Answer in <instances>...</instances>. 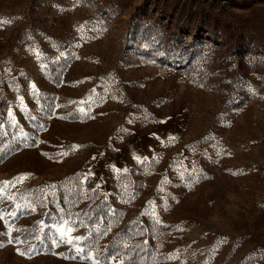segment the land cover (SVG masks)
I'll use <instances>...</instances> for the list:
<instances>
[{
    "label": "rangeland",
    "instance_id": "374dc122",
    "mask_svg": "<svg viewBox=\"0 0 264 264\" xmlns=\"http://www.w3.org/2000/svg\"><path fill=\"white\" fill-rule=\"evenodd\" d=\"M138 8L167 62L132 41ZM0 157V264H123L62 217L67 188L168 227L167 264H264V3L0 0Z\"/></svg>",
    "mask_w": 264,
    "mask_h": 264
},
{
    "label": "trees",
    "instance_id": "16d2710c",
    "mask_svg": "<svg viewBox=\"0 0 264 264\" xmlns=\"http://www.w3.org/2000/svg\"><path fill=\"white\" fill-rule=\"evenodd\" d=\"M254 1L264 3V0ZM181 5L175 3L172 6L176 14L177 12H183ZM202 7L189 12L187 21L197 24L198 29L207 30L218 37L224 35L231 41L235 42L236 40V43L244 42L243 34H237L235 38L228 26L223 25V21L217 15H214L212 10L205 11V8ZM143 12V8H138L133 16L131 25L132 41L136 42V40L145 38L144 41L150 47L143 53L152 55L156 60L167 62L170 57L169 48H166L170 45L165 47L168 33L156 22L148 19L145 21L146 16ZM188 48L192 59L197 56L195 54L202 50L196 43L189 44ZM67 190V197L61 215L75 221L77 227L82 231L85 230L86 232L88 228H91L86 244L96 252L99 258L109 260L111 257H115L122 260L123 264H167L165 263L167 256L164 245L170 238L168 227H161L153 222L144 224L139 215L131 216L124 221L125 218L122 216L124 209H115L112 212L113 214H110V203L105 196L100 197L99 192H90L86 197L88 201L83 204L79 198V189L70 190L67 188ZM112 226H114V230L110 231ZM92 228H95V230H92ZM27 235L29 241L26 242L33 241L31 234L27 232ZM101 239L105 240V245L99 247ZM174 264H183V262L176 261Z\"/></svg>",
    "mask_w": 264,
    "mask_h": 264
},
{
    "label": "snow or ice",
    "instance_id": "6c2138e0",
    "mask_svg": "<svg viewBox=\"0 0 264 264\" xmlns=\"http://www.w3.org/2000/svg\"><path fill=\"white\" fill-rule=\"evenodd\" d=\"M60 232H61L62 237H63L64 229L61 228V229H60ZM77 239H82V238L77 237ZM66 242H68V243H72L71 239L67 240ZM77 250L80 251V249H77ZM20 254L23 255L24 253L21 252ZM95 264H99V262L97 261V262H95Z\"/></svg>",
    "mask_w": 264,
    "mask_h": 264
}]
</instances>
